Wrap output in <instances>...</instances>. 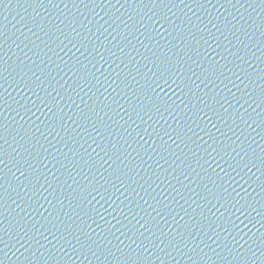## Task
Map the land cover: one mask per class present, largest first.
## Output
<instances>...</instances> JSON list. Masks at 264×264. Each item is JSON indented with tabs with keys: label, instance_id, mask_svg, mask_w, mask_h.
I'll return each instance as SVG.
<instances>
[{
	"label": "water",
	"instance_id": "1",
	"mask_svg": "<svg viewBox=\"0 0 264 264\" xmlns=\"http://www.w3.org/2000/svg\"><path fill=\"white\" fill-rule=\"evenodd\" d=\"M0 160V264H264V2L6 0Z\"/></svg>",
	"mask_w": 264,
	"mask_h": 264
},
{
	"label": "snow or ice",
	"instance_id": "2",
	"mask_svg": "<svg viewBox=\"0 0 264 264\" xmlns=\"http://www.w3.org/2000/svg\"><path fill=\"white\" fill-rule=\"evenodd\" d=\"M41 2H42V0H41ZM49 2H51V0H49ZM262 2H264V0H262ZM6 3V0H0V5H4ZM7 3H11V0H7ZM234 19H235V17H234ZM214 27H216L215 25H214ZM233 27H235L234 25H233ZM44 29L43 28H41V31H43ZM29 31H31V29H29ZM217 31H220V29L219 28H217ZM211 35V34H210ZM67 38V37H66ZM70 43H71V41H70ZM73 46H75V45H73ZM40 78L39 77H37V80H39ZM242 83H243V81H241ZM163 86H169V82L167 81V80H165L164 82H163V85H161L160 83H157L156 84V87L157 88H162ZM250 126V125H249ZM170 139H171V137H170ZM174 143H175V141H173ZM3 161L2 160H0V163H2ZM247 166V165H246ZM18 171L20 170L19 168L17 169ZM21 175H25V173L24 172H21ZM89 195L92 197V200H97V197H99V199L100 200H105V196L102 194V193H100L99 191H96L95 192V194L93 195L92 193H89ZM90 203H91V201H89ZM97 202H99V201H97ZM105 203H107V200H105ZM235 227H238V226H235ZM161 243H163V241H161ZM186 246V245H185ZM138 247H139V245H138ZM145 251H148V249L147 248H145ZM161 251H163V249H161Z\"/></svg>",
	"mask_w": 264,
	"mask_h": 264
}]
</instances>
